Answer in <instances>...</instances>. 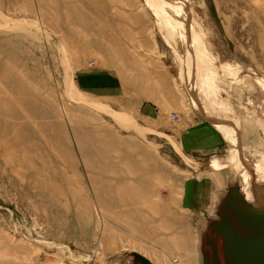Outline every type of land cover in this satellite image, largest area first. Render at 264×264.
<instances>
[{"label":"rangeland","instance_id":"374dc122","mask_svg":"<svg viewBox=\"0 0 264 264\" xmlns=\"http://www.w3.org/2000/svg\"><path fill=\"white\" fill-rule=\"evenodd\" d=\"M254 164L264 0H0V264H203Z\"/></svg>","mask_w":264,"mask_h":264},{"label":"water","instance_id":"95a60500","mask_svg":"<svg viewBox=\"0 0 264 264\" xmlns=\"http://www.w3.org/2000/svg\"><path fill=\"white\" fill-rule=\"evenodd\" d=\"M220 205L219 221L208 224L201 238L203 264H264V207L242 203L232 188ZM135 264H152L136 254Z\"/></svg>","mask_w":264,"mask_h":264},{"label":"crops","instance_id":"0c3cea01","mask_svg":"<svg viewBox=\"0 0 264 264\" xmlns=\"http://www.w3.org/2000/svg\"><path fill=\"white\" fill-rule=\"evenodd\" d=\"M73 81L78 88H93L98 91L113 90L119 84L116 73L110 70H98L96 68L86 71L82 69L76 71ZM194 141V147L192 146V148L204 149L209 146L215 148L220 141V136L214 128L204 126L202 131H197Z\"/></svg>","mask_w":264,"mask_h":264},{"label":"bare ground","instance_id":"6f19581e","mask_svg":"<svg viewBox=\"0 0 264 264\" xmlns=\"http://www.w3.org/2000/svg\"><path fill=\"white\" fill-rule=\"evenodd\" d=\"M252 166H253V170L252 171L250 170L251 172L245 171L244 174L241 176V180H242L241 183H245L247 190L243 189L245 191L243 193L237 191V193L239 194L237 197L242 203L248 205L252 209L261 210L264 207V167L259 166L258 164H254ZM255 175L259 179H257ZM251 178L257 180L262 179L260 181L262 183H258V182L252 183L246 181V179H251ZM248 188L250 192H248ZM134 264H135V260H134Z\"/></svg>","mask_w":264,"mask_h":264}]
</instances>
